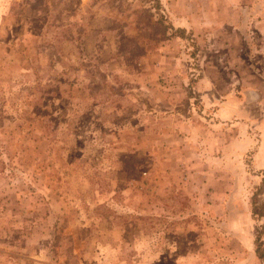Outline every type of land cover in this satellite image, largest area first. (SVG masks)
I'll use <instances>...</instances> for the list:
<instances>
[{
	"label": "rangeland",
	"instance_id": "374dc122",
	"mask_svg": "<svg viewBox=\"0 0 264 264\" xmlns=\"http://www.w3.org/2000/svg\"><path fill=\"white\" fill-rule=\"evenodd\" d=\"M208 63L220 102L264 92V0H0V264H264Z\"/></svg>",
	"mask_w": 264,
	"mask_h": 264
},
{
	"label": "crops",
	"instance_id": "0c3cea01",
	"mask_svg": "<svg viewBox=\"0 0 264 264\" xmlns=\"http://www.w3.org/2000/svg\"><path fill=\"white\" fill-rule=\"evenodd\" d=\"M217 69L218 67L214 63H208L206 65L204 69L205 75L198 83L200 99L206 110L212 106H221L220 111H224L226 117L223 118L221 116L222 120L220 125H224L228 135H235L233 131L235 126H239L237 130H241V132L237 138H231L221 146H219L221 143L212 144L211 155L213 160L210 165L217 163L220 165L231 164L233 166L235 161H239L242 158L244 151L252 150V152L255 151L253 157L254 167L259 171H264V92L247 89L240 100L236 99L235 96L232 97L231 95L233 94H226L225 100L227 101L220 102L218 97V79L212 76L213 70ZM263 86L264 84H262V87ZM239 102L242 106L239 105ZM253 109H258L263 115L256 116L257 113L255 114V112L252 111ZM214 116L219 117L217 113L214 114ZM238 116H240L241 119L240 122H237L235 125L234 121H239ZM253 128L259 130V142L257 147L251 146L255 144L252 142L249 132V130H254ZM197 165L203 166L200 162ZM225 173L226 171H221V174Z\"/></svg>",
	"mask_w": 264,
	"mask_h": 264
},
{
	"label": "trees",
	"instance_id": "16d2710c",
	"mask_svg": "<svg viewBox=\"0 0 264 264\" xmlns=\"http://www.w3.org/2000/svg\"><path fill=\"white\" fill-rule=\"evenodd\" d=\"M178 32H180V34H181V33H184L182 30H178ZM178 36H180V37L182 36V37H183V35H178ZM109 86H110V85H109ZM130 177H131V178H134V177H132L131 175H130ZM255 201H256V196H255V198H254V204H255V206H256V202H255Z\"/></svg>",
	"mask_w": 264,
	"mask_h": 264
}]
</instances>
